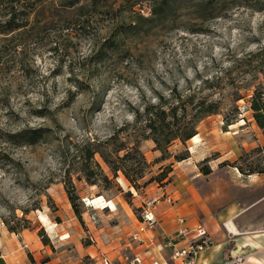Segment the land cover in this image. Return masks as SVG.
Here are the masks:
<instances>
[{"label":"rangeland","instance_id":"1","mask_svg":"<svg viewBox=\"0 0 264 264\" xmlns=\"http://www.w3.org/2000/svg\"><path fill=\"white\" fill-rule=\"evenodd\" d=\"M155 1L0 6V23L21 26L0 34V264H99L103 252L132 258L143 209L177 190L178 169L194 168L175 157L187 150L196 151L198 171L211 174L220 193L225 187L246 202L264 195V129L251 107L264 87V0H175L161 16L152 13ZM174 89L219 103L218 113L197 123V140H176L167 159L153 140H140L149 166L138 189L121 171L114 177L99 153L97 181H88L82 145L125 129L133 146L137 113L160 96L173 103ZM28 128L47 131L34 144L12 137ZM101 196L108 207L86 200Z\"/></svg>","mask_w":264,"mask_h":264},{"label":"crops","instance_id":"2","mask_svg":"<svg viewBox=\"0 0 264 264\" xmlns=\"http://www.w3.org/2000/svg\"><path fill=\"white\" fill-rule=\"evenodd\" d=\"M196 154L191 149L190 157L183 163L194 165L191 172L178 169L177 190L173 188V194L153 208L158 219L152 233L156 245L148 251L137 247L135 254L143 257V264H151L154 258L160 259L161 264L171 262L173 248L166 243L172 242L176 247L187 245L178 232L182 226L178 219L183 217L184 226L205 225L213 240V245L198 255L197 264H226L230 259L236 264H264V195L246 202L229 195L225 187L220 193L218 183L210 185L211 174L198 171ZM176 198L177 207L171 203Z\"/></svg>","mask_w":264,"mask_h":264},{"label":"trees","instance_id":"3","mask_svg":"<svg viewBox=\"0 0 264 264\" xmlns=\"http://www.w3.org/2000/svg\"><path fill=\"white\" fill-rule=\"evenodd\" d=\"M4 1L0 0V6L4 4ZM76 1L66 0L64 4L71 7L76 4ZM207 1L211 0H201V5H208L206 4ZM173 2L175 0H156L152 6L153 15L161 16L169 14L173 8ZM20 27V25L12 20L7 23L5 21L4 23H0V34L6 35ZM171 93L175 100L173 103L167 101L164 96H160L158 103H150L143 109L142 113H137L136 122L132 126H135V132H141V134L138 133V136L133 141V146H130L131 143L128 140L130 135L127 134L125 129H118L103 144L95 146L94 143L87 142L82 145L80 150V163L88 181L93 183L97 181V179H93V174L95 168L99 167V163L95 160V155L99 153L111 169L114 177H118V172L121 171L132 186L138 189L139 181L145 177V170L149 166L145 155L140 150V140H153L155 149L162 152L161 159H167L171 156L169 147L176 140L186 144L188 140L198 133L197 123L204 117L216 114L219 111V103L211 101L209 97H199L197 101H194L193 95L184 96L178 93L177 89H174ZM251 107L256 122L264 129V87L255 91ZM140 122H143V126L136 128ZM46 131L47 129L45 128H28L19 131L12 137L18 138L19 142L25 144H34L44 137ZM121 139L125 140L121 141ZM118 140L120 141V145L113 147V144H116ZM121 152H123V155L120 154ZM112 155L113 160L111 159ZM175 157L178 161H182L190 157V153L187 150L183 155ZM100 171L102 172L101 169ZM210 172V168L204 170L205 174H209ZM162 176V178H159L160 181L166 178L167 175L163 174ZM103 178L108 180V177L104 173ZM70 179L68 178V182L72 188H68L69 200L75 213L81 217V212L77 204L80 197L76 193L75 187ZM155 179L158 178L152 177L149 181Z\"/></svg>","mask_w":264,"mask_h":264},{"label":"built area","instance_id":"4","mask_svg":"<svg viewBox=\"0 0 264 264\" xmlns=\"http://www.w3.org/2000/svg\"><path fill=\"white\" fill-rule=\"evenodd\" d=\"M178 221L182 225L178 232L186 239L187 245L176 247L172 242H167L166 245L173 249L170 255L171 262L166 264H197L198 255L211 247L213 240L205 225L200 223L194 227L184 226L185 219L183 217L179 218ZM157 226L158 219L153 211V207L148 205L142 211L138 230L131 236L132 242L139 249L141 248L144 251L150 250L156 245L152 233L157 229ZM143 262V257L140 254H134L132 258H126V261L122 259L116 261L105 252L101 253L99 258V264H143ZM151 264H161V261L158 258H154Z\"/></svg>","mask_w":264,"mask_h":264},{"label":"bare ground","instance_id":"5","mask_svg":"<svg viewBox=\"0 0 264 264\" xmlns=\"http://www.w3.org/2000/svg\"><path fill=\"white\" fill-rule=\"evenodd\" d=\"M191 140L196 141L197 140V135L192 137ZM86 200H87L89 205H94V204L97 205L99 202H103L108 207L107 201L102 196L98 197V198L96 197V198H93V199L92 198H87Z\"/></svg>","mask_w":264,"mask_h":264}]
</instances>
